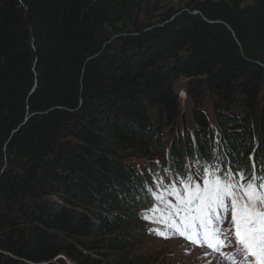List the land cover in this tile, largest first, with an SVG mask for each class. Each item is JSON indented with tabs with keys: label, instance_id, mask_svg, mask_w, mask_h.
Wrapping results in <instances>:
<instances>
[{
	"label": "trees",
	"instance_id": "16d2710c",
	"mask_svg": "<svg viewBox=\"0 0 264 264\" xmlns=\"http://www.w3.org/2000/svg\"><path fill=\"white\" fill-rule=\"evenodd\" d=\"M206 93L232 167L264 171V0H0V264H145L129 226L217 145Z\"/></svg>",
	"mask_w": 264,
	"mask_h": 264
},
{
	"label": "snow or ice",
	"instance_id": "6c2138e0",
	"mask_svg": "<svg viewBox=\"0 0 264 264\" xmlns=\"http://www.w3.org/2000/svg\"><path fill=\"white\" fill-rule=\"evenodd\" d=\"M243 180V173L230 172L223 179L215 173L206 175L203 186L192 183L191 178L183 181V194L175 187L169 192L177 203L166 205L168 211L163 222L193 244L220 251L230 246L221 239L224 232L220 227L230 211L229 230L234 229L243 264H264V177L253 171L251 180L242 183ZM158 199L164 198L161 195ZM156 234L170 238L167 232L156 230Z\"/></svg>",
	"mask_w": 264,
	"mask_h": 264
},
{
	"label": "rangeland",
	"instance_id": "374dc122",
	"mask_svg": "<svg viewBox=\"0 0 264 264\" xmlns=\"http://www.w3.org/2000/svg\"><path fill=\"white\" fill-rule=\"evenodd\" d=\"M173 85L174 92L179 101L181 113L186 122V131L191 132L192 100L186 92L187 80L184 78L178 79ZM212 109L211 97L208 93H206L203 99V110H205L208 119L210 118ZM181 121L182 118L179 120V127H181ZM171 135L172 133L169 136L171 137ZM160 157L162 156L156 154L152 156V160L156 162L161 159ZM129 161L140 170L148 169V163H150L147 160L137 159L134 157H131ZM184 169L189 173L191 178L200 176L202 169V172L204 173L202 177L191 179L192 183L200 184L201 186H203V179L206 175L215 173L216 176H219L217 173L218 167L216 171L212 165L206 164L204 162L201 164V166L198 162H189ZM164 178H168L169 180L177 179L174 171H169L167 174H165ZM185 180L186 179L176 180L168 183L169 185L167 190L160 188L159 196L162 195L164 199H157L152 208L141 212L138 219L130 224L129 227L133 228L137 232L132 247V253L134 256H137L139 260L145 262V264H243L242 255L237 252L234 229L229 230L231 227V217L225 218L224 223L220 225L221 230L224 232V236H222L221 239L225 240L230 246L222 247L220 251H213V249L209 248L210 253L206 252V256H204L201 251L205 252L202 249L208 248L207 245L201 246L193 244L184 237L175 234L174 231L168 228L163 222L164 216L167 215L168 211L166 205H174L177 203L175 196L170 195L169 192L171 191L172 187H175L183 194L184 185L182 182ZM226 216H228V213ZM145 217H147V219ZM156 230L167 232L170 235V238L165 239L163 236L157 235ZM208 256H211V258ZM228 256H233L234 259L230 260L227 258ZM64 260L67 264H70L67 259L64 258Z\"/></svg>",
	"mask_w": 264,
	"mask_h": 264
},
{
	"label": "clouds",
	"instance_id": "9594fccd",
	"mask_svg": "<svg viewBox=\"0 0 264 264\" xmlns=\"http://www.w3.org/2000/svg\"><path fill=\"white\" fill-rule=\"evenodd\" d=\"M202 111H203V113H204V115H205L208 123L210 124L211 131L213 132V135H214V144H217V145L216 146H213L211 149H209V151L205 152L206 157H204L203 159H200V160H198V159L189 160L188 158H186V160L184 162V165H183V177L186 180H188L189 178H191L190 175H189V173L187 171H185L184 168L188 165L189 162H192V161L193 162H198V163H200V165L204 162L206 164L212 165L214 168H216V166H220L224 170L228 167V168H231L232 170H234L235 172L242 173L239 169H235V168L232 167L231 162H229V159L224 154L225 152L222 151V147L218 146V144L220 143V139H219L220 134H219V130L217 128V121H216L215 116L213 114V109H212V113H211L209 119L206 116L205 110H202ZM191 118H192V113H191ZM189 134L191 135L192 138H194L192 136V127H191V132H189ZM160 158H162V157H160ZM167 158H168V154H167ZM160 161H161V159H159L158 161H156V163H159ZM169 171H174L175 174H176V178H179L178 177L179 175L177 174L179 171L176 170V169L173 170L170 165L165 164L164 172L167 174ZM255 173H256L257 176L264 177V171L263 170H260L259 167H256ZM200 174H201L200 176H196L194 178L192 177L191 179H196L197 177H202L203 174H204L202 172V169H201V173ZM252 174H253V172H249L247 175L244 174V179L247 180L250 177L252 178ZM162 180H164L167 183V179H165L164 177H162ZM177 180H181V179H177ZM242 182H244V180ZM158 188L160 190V188H162V187H158ZM163 190H167V189L166 188H163ZM149 209H150V207L147 208V209L142 210L141 212H143L145 210H149ZM138 217H139V215H138ZM138 217H137V219H138Z\"/></svg>",
	"mask_w": 264,
	"mask_h": 264
},
{
	"label": "bare ground",
	"instance_id": "6f19581e",
	"mask_svg": "<svg viewBox=\"0 0 264 264\" xmlns=\"http://www.w3.org/2000/svg\"><path fill=\"white\" fill-rule=\"evenodd\" d=\"M230 214V212H228V215ZM173 242H175V241H173ZM202 250H204L205 252H203V251H201L203 254H204V256H206L207 254H206V252H209L210 253V249L209 248H203ZM208 257H210L211 258V256H208Z\"/></svg>",
	"mask_w": 264,
	"mask_h": 264
},
{
	"label": "water",
	"instance_id": "95a60500",
	"mask_svg": "<svg viewBox=\"0 0 264 264\" xmlns=\"http://www.w3.org/2000/svg\"><path fill=\"white\" fill-rule=\"evenodd\" d=\"M52 263H54V261H52L51 263H39V264H52Z\"/></svg>",
	"mask_w": 264,
	"mask_h": 264
}]
</instances>
